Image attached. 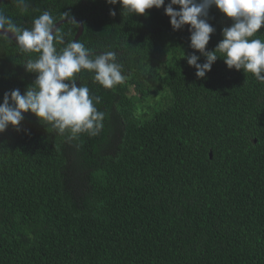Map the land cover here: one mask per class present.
Returning <instances> with one entry per match:
<instances>
[{
    "label": "trees",
    "instance_id": "obj_1",
    "mask_svg": "<svg viewBox=\"0 0 264 264\" xmlns=\"http://www.w3.org/2000/svg\"><path fill=\"white\" fill-rule=\"evenodd\" d=\"M0 9L22 28L45 10L79 18L76 40L93 56L116 52L124 75L105 89L77 74L100 97L96 136L58 134L31 113L0 133V264H264V83L222 58L197 78L186 57L206 58L164 6L132 16L106 0H30L22 15L1 0ZM208 23L211 51L232 20L213 6ZM58 27L60 49L78 24ZM37 55L0 41V103L31 87L24 64Z\"/></svg>",
    "mask_w": 264,
    "mask_h": 264
},
{
    "label": "clouds",
    "instance_id": "obj_2",
    "mask_svg": "<svg viewBox=\"0 0 264 264\" xmlns=\"http://www.w3.org/2000/svg\"><path fill=\"white\" fill-rule=\"evenodd\" d=\"M21 15L28 12L30 0H11ZM109 5H120L122 15H144L146 10L164 6L174 31L189 25L190 48L198 51L206 62L198 63L195 53L186 57L187 64L196 69L197 78H204L212 65L222 58L228 69L251 73L264 83V40L252 37L264 27V0H106ZM173 6H178V10ZM215 6L232 20L222 29V39L214 50L206 51L215 28L208 23L209 9ZM115 16V10H110ZM69 13H64L68 17ZM15 40L19 53L29 58L24 67L36 78L24 94L19 89L5 92L0 103V133L11 125L19 131L25 113L34 114L43 124L50 125L58 134L66 131L75 139L79 134L96 136L103 128L104 113L95 107L100 97L90 95L89 88L77 86V74L86 70L94 83L111 89L124 79L123 65L117 62L114 51L92 55L80 40H71L66 46L64 34L55 18L45 10L34 18L31 28H22L12 16L0 9V41ZM95 102V103H94Z\"/></svg>",
    "mask_w": 264,
    "mask_h": 264
},
{
    "label": "water",
    "instance_id": "obj_3",
    "mask_svg": "<svg viewBox=\"0 0 264 264\" xmlns=\"http://www.w3.org/2000/svg\"><path fill=\"white\" fill-rule=\"evenodd\" d=\"M0 1H1V0H0ZM67 20H73V21H76L77 24H78V28H77V30H76L74 36H73V39L76 40V39L80 36V34H81V32H82V22H81V20H80L79 18H77V17H73V16H70V17H65V18H61V19L57 20V21H56L57 26H59L62 22L67 21ZM73 39H72V40H73ZM13 42L15 43L14 38H13ZM209 156L211 157V151H209Z\"/></svg>",
    "mask_w": 264,
    "mask_h": 264
},
{
    "label": "rangeland",
    "instance_id": "obj_4",
    "mask_svg": "<svg viewBox=\"0 0 264 264\" xmlns=\"http://www.w3.org/2000/svg\"><path fill=\"white\" fill-rule=\"evenodd\" d=\"M164 97H166V96H164ZM161 97L160 96H158V94H155V95H153L150 99H149V103L150 104H156V105H158L159 104V99H160ZM160 100H162V99H160ZM136 113H138L137 111H136Z\"/></svg>",
    "mask_w": 264,
    "mask_h": 264
}]
</instances>
